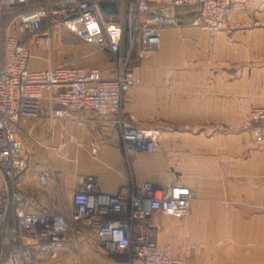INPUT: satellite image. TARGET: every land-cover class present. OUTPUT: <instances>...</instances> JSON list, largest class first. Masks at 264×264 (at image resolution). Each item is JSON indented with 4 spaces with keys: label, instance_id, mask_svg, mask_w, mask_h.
Segmentation results:
<instances>
[{
    "label": "crops",
    "instance_id": "1",
    "mask_svg": "<svg viewBox=\"0 0 264 264\" xmlns=\"http://www.w3.org/2000/svg\"><path fill=\"white\" fill-rule=\"evenodd\" d=\"M108 1L116 3L117 12H103L104 17L120 21L118 0ZM173 13L179 25L163 28L159 49L140 60L134 55L131 67L140 83L123 98V119L152 130L156 150L126 158L115 116L83 110L49 118L44 99L39 118L16 124L28 160L13 183L26 199L19 204L31 212L67 213L80 174L95 175L99 189L108 193L145 181L183 184L193 192L190 214L176 218L158 211L149 219L160 247L180 264H264V125L259 142L241 128L252 107H264V0L231 6L232 20L250 26L230 35L193 26L197 7H175ZM76 39L83 42L53 26L47 52L35 37L27 38L28 68H99L105 79L115 77L108 51L99 48L91 60L106 55L107 63L87 65L90 57ZM3 56L0 36V70ZM37 264L144 263L109 253L91 230L80 227L55 258Z\"/></svg>",
    "mask_w": 264,
    "mask_h": 264
},
{
    "label": "built area",
    "instance_id": "2",
    "mask_svg": "<svg viewBox=\"0 0 264 264\" xmlns=\"http://www.w3.org/2000/svg\"><path fill=\"white\" fill-rule=\"evenodd\" d=\"M100 1L54 0L30 5V0H0V17L13 14L0 70V172L11 185L10 189L0 188V264H37L39 259L55 258L64 241L80 227L91 230L109 253L124 254L144 264L181 263L153 240L148 222L158 211L187 217L193 199L188 186L145 181L108 193L99 189L95 175L80 174L67 213L27 211L19 204L26 199L13 187L28 168L16 124L21 118H39L45 99L49 118H64L83 110L115 116L126 158L154 152L155 133L122 117L125 93L140 83L131 67L134 55L141 59L159 49L163 28L179 25L175 7H197L193 26L210 34L224 31L230 35L250 26L232 20L231 6L254 0H118L120 21L107 20ZM53 26L108 51L116 67L115 77L105 79L99 68L65 65L30 70L27 38L35 37L49 51ZM249 118L263 122L264 107L252 108ZM253 134L256 141L262 140L261 123L253 127ZM46 177L43 172L40 182Z\"/></svg>",
    "mask_w": 264,
    "mask_h": 264
},
{
    "label": "rangeland",
    "instance_id": "3",
    "mask_svg": "<svg viewBox=\"0 0 264 264\" xmlns=\"http://www.w3.org/2000/svg\"><path fill=\"white\" fill-rule=\"evenodd\" d=\"M38 1H42V0H33V1H30V5H35V4H38L40 2ZM44 1H47V0H44ZM32 2V3H31ZM13 17V14L10 13V14H5L3 16L0 17V26H1V29H0V36L1 38L4 40L5 38V34L7 32V26H8V23L10 22V20L12 19ZM239 30V29H237ZM52 31V30H51ZM63 32H66V33H70L64 29H62ZM236 31V30H235ZM203 32V31H202ZM234 32V31H233ZM52 35V34H51ZM229 35V34H228ZM72 36V35H71ZM74 37V36H73ZM75 39V38H73ZM75 41H78L77 39ZM78 43L81 45V48H82V54L85 55V56H88V63L87 65H90V66H101V65H104L105 63H107V56L105 55V58H103V61L101 60L100 62H94V61H91L93 60L94 58V55L96 54V52L98 51L99 49V46H96V45H85L83 42H80L78 41ZM40 48L44 51H47L46 49H44L41 45H39ZM50 50V48H49ZM137 58V57H136ZM138 59V58H137ZM142 59V58H141ZM140 60V59H138ZM90 61V62H89ZM137 61V60H135ZM256 107H260V106H256ZM263 107V106H262ZM254 108V107H252ZM251 108V109H252ZM250 109V110H251ZM249 110V112H250ZM258 123H261L262 124V130H263V125H264V121L263 122H257V121H253L252 119L249 118V113H248V116L242 121V124H241V128L242 130H250V132L252 133V136L254 137V134H253V127L255 125H257ZM255 139V137H254ZM262 139H263V135H262ZM259 142V141H258ZM5 185V183L2 181V176L0 174V188H2L3 186ZM60 203V202H59ZM58 203V205H59ZM63 203V202H62ZM62 203H60L62 205Z\"/></svg>",
    "mask_w": 264,
    "mask_h": 264
},
{
    "label": "water",
    "instance_id": "4",
    "mask_svg": "<svg viewBox=\"0 0 264 264\" xmlns=\"http://www.w3.org/2000/svg\"><path fill=\"white\" fill-rule=\"evenodd\" d=\"M99 5H100V8L103 12H112V13L117 12V5L113 1L103 0V1H100ZM5 182H6L7 188L10 189L11 185H10V182L8 181V179L6 177H5ZM7 219H8V214L6 215V218H5L4 227L7 224Z\"/></svg>",
    "mask_w": 264,
    "mask_h": 264
}]
</instances>
